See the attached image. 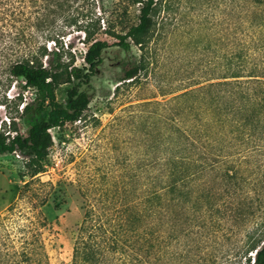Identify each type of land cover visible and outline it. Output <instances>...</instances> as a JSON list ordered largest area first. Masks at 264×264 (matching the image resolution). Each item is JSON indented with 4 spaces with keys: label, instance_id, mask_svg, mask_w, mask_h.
Segmentation results:
<instances>
[{
    "label": "rangeland",
    "instance_id": "1",
    "mask_svg": "<svg viewBox=\"0 0 264 264\" xmlns=\"http://www.w3.org/2000/svg\"><path fill=\"white\" fill-rule=\"evenodd\" d=\"M113 1L80 0L78 8H64L48 18L54 26L67 24L69 16L77 20L60 38L64 48L65 43L71 46L62 62L84 64L86 37L76 26H97V20H103L91 39L109 46L102 52L96 75L80 88L90 97L87 109L79 120L49 129L52 146L43 159L18 152L0 154V264H72L76 230L88 210V224L97 226L112 222L123 204L141 199L135 175L150 140L145 125L148 108L141 105L168 99L221 72L235 50L234 12L250 8L246 0H157L154 26L145 43L134 44L128 37L126 52L116 45L115 36L105 32L106 24L125 34L137 23L138 5L119 9ZM46 11L22 8V28L33 29ZM45 45L48 52L55 51L52 42ZM129 58L140 61L143 69L133 81L118 82L120 63ZM69 86L56 88L57 102L65 104ZM33 96L34 89L23 79L11 78L0 88V126L5 133L27 137L33 119L21 108ZM255 157L258 166L255 161L243 163L244 158L235 154L231 191L245 211L243 220L236 225L233 220L206 217L187 218L184 223V215L179 218L174 209L170 215L150 218L151 242L156 238L159 243L139 251L145 264H234L247 233L264 222V156L251 154L246 159ZM145 161L147 170L148 158ZM155 225L164 229L154 233ZM91 228L87 239L101 241L99 231ZM118 262L105 260V264Z\"/></svg>",
    "mask_w": 264,
    "mask_h": 264
},
{
    "label": "trees",
    "instance_id": "2",
    "mask_svg": "<svg viewBox=\"0 0 264 264\" xmlns=\"http://www.w3.org/2000/svg\"><path fill=\"white\" fill-rule=\"evenodd\" d=\"M79 1L0 0V88L17 78L34 89L31 101L21 108L33 119L27 137L17 132L10 136L0 126V154L18 152L43 159L52 146L49 129L79 120L87 109L90 97L80 88L96 75L102 52L109 46L104 40L91 39L104 21L97 20V26H76L87 45L84 64L79 66L62 62L63 53L71 46L65 43L64 48L61 41L77 20L69 16L67 24L60 26L48 20L64 8H78ZM156 1L114 0V8L138 5L137 23L125 34H118L107 22L105 32L115 36L116 45L126 52L130 49L128 37L134 44L145 43L154 26ZM246 1L250 8L234 12L235 50L221 72L184 87L168 99L141 105L148 108L145 125L150 133L149 151L141 154L142 166L135 175L141 199L123 204L112 222L97 226L88 224V210L76 230L72 264H105L108 257L119 264H145L139 251L159 243L156 238L151 242L150 218L158 219L173 209L179 218L184 215V223L187 218L206 217L233 220L236 225L243 220L245 211L234 202L231 191L236 179L235 154L244 158L243 163L255 161L256 166L259 158H246L251 154L264 156V0ZM22 8L47 11L30 29L22 28ZM48 42L55 45V51L46 50ZM119 69L118 82L124 83L133 81L143 65L129 58L121 61ZM64 83L70 86L63 105L55 100V90ZM147 158L149 167L144 170ZM92 226L95 233L99 231L101 241L87 239ZM161 229L163 225H155L154 233ZM248 252L251 255L247 256ZM234 264H264V222L247 233Z\"/></svg>",
    "mask_w": 264,
    "mask_h": 264
}]
</instances>
